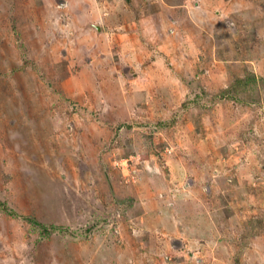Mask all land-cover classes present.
Segmentation results:
<instances>
[{
  "label": "rangeland",
  "instance_id": "1",
  "mask_svg": "<svg viewBox=\"0 0 264 264\" xmlns=\"http://www.w3.org/2000/svg\"><path fill=\"white\" fill-rule=\"evenodd\" d=\"M0 205V264H264V0H0Z\"/></svg>",
  "mask_w": 264,
  "mask_h": 264
},
{
  "label": "trees",
  "instance_id": "2",
  "mask_svg": "<svg viewBox=\"0 0 264 264\" xmlns=\"http://www.w3.org/2000/svg\"><path fill=\"white\" fill-rule=\"evenodd\" d=\"M249 81V80H248ZM2 205H0L1 207ZM2 209L8 213L9 215H13V216H17V213L14 212L13 210H10V208H8L7 206L3 205ZM32 225L40 228L44 233L46 234H51L53 231L62 229L61 227H55V226H51V228H49L48 226H45L44 224L38 222L36 219L34 218H26Z\"/></svg>",
  "mask_w": 264,
  "mask_h": 264
}]
</instances>
